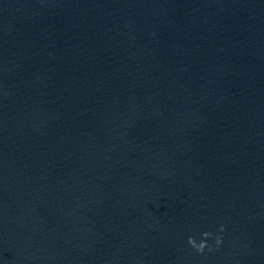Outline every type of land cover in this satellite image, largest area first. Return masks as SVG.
<instances>
[{"label":"water","instance_id":"1","mask_svg":"<svg viewBox=\"0 0 264 264\" xmlns=\"http://www.w3.org/2000/svg\"><path fill=\"white\" fill-rule=\"evenodd\" d=\"M0 264H264V0H0Z\"/></svg>","mask_w":264,"mask_h":264},{"label":"clouds","instance_id":"2","mask_svg":"<svg viewBox=\"0 0 264 264\" xmlns=\"http://www.w3.org/2000/svg\"><path fill=\"white\" fill-rule=\"evenodd\" d=\"M224 231V225H220L219 230L215 233L211 231L201 232L199 239H197L196 236H189L187 239V243L191 247V249L198 255L204 254L206 250L208 252H211L213 250L219 249V247L222 245V233ZM210 241H214V243H210Z\"/></svg>","mask_w":264,"mask_h":264}]
</instances>
